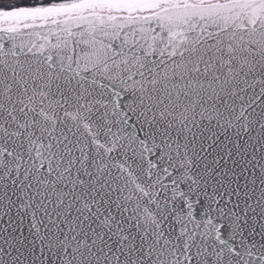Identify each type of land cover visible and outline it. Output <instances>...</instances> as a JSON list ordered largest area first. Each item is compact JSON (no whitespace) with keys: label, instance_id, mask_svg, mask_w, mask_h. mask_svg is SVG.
Masks as SVG:
<instances>
[{"label":"snow or ice","instance_id":"6c2138e0","mask_svg":"<svg viewBox=\"0 0 264 264\" xmlns=\"http://www.w3.org/2000/svg\"><path fill=\"white\" fill-rule=\"evenodd\" d=\"M0 264H264V0H0Z\"/></svg>","mask_w":264,"mask_h":264}]
</instances>
